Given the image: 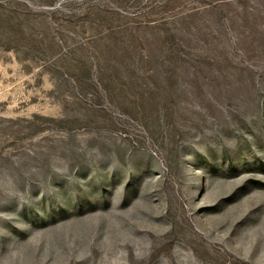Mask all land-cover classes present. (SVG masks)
Listing matches in <instances>:
<instances>
[{
    "label": "rangeland",
    "instance_id": "374dc122",
    "mask_svg": "<svg viewBox=\"0 0 264 264\" xmlns=\"http://www.w3.org/2000/svg\"><path fill=\"white\" fill-rule=\"evenodd\" d=\"M0 264H264V0H0Z\"/></svg>",
    "mask_w": 264,
    "mask_h": 264
}]
</instances>
